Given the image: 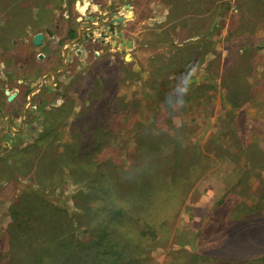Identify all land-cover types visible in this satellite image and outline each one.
I'll return each mask as SVG.
<instances>
[{
	"label": "rangeland",
	"instance_id": "obj_1",
	"mask_svg": "<svg viewBox=\"0 0 264 264\" xmlns=\"http://www.w3.org/2000/svg\"><path fill=\"white\" fill-rule=\"evenodd\" d=\"M77 1L0 0V264L54 232L70 264H264V0H134L130 48L75 40Z\"/></svg>",
	"mask_w": 264,
	"mask_h": 264
},
{
	"label": "crops",
	"instance_id": "obj_2",
	"mask_svg": "<svg viewBox=\"0 0 264 264\" xmlns=\"http://www.w3.org/2000/svg\"><path fill=\"white\" fill-rule=\"evenodd\" d=\"M159 0H155L153 2L154 5L158 4ZM203 0H166V5L168 6V11H174L175 7L174 5L176 4H184V5H192L194 6V8L192 9V12L197 11V5L200 7L202 4ZM86 4V10L84 12H81L80 9L78 7H76V9L78 11H80L82 13V17L78 18V20H80V25H79V30H78V37L75 38V40H78L83 33H86V37H88V35L91 36V34L94 35V37L91 39L92 41H94V44H102V45H112V46H123L122 45V39L118 38L117 34L111 33L109 29H106L103 25H101V22H98V20L102 19L103 14L105 13H110V12H115L116 16H121V15H125L126 16V20L128 19L127 16L129 15V13H132V20H134L137 17L138 11L139 9L136 7V2H134V0H83L80 5H85ZM127 4L131 5V8L128 9L127 8ZM191 8V7H190ZM188 8V12H186V14L184 15V19L186 22H188L186 19L189 16H192V14L190 13L191 11H189ZM132 10V11H131ZM200 11V10H199ZM196 12H194V18L197 17V15L195 14ZM90 16H95L97 17V25H101V30L105 31L106 33L108 32L109 36H103L101 35L100 38H96V36L101 33L99 30H96L95 28H97L96 23H94L93 21H91V19H89L88 17ZM150 20V19H149ZM189 20V19H188ZM103 22H106L103 21ZM128 22V21H127ZM99 23V24H98ZM126 21L122 22L121 24H118V27H120V29L122 30V32L124 33V27H125ZM92 30V31H90Z\"/></svg>",
	"mask_w": 264,
	"mask_h": 264
},
{
	"label": "trees",
	"instance_id": "obj_3",
	"mask_svg": "<svg viewBox=\"0 0 264 264\" xmlns=\"http://www.w3.org/2000/svg\"><path fill=\"white\" fill-rule=\"evenodd\" d=\"M12 215H17V209L14 207L12 209ZM45 216H48L45 214ZM46 221V220H45ZM46 223H51L50 216L49 219L46 221ZM260 220L256 221V230L261 229V224L259 227ZM261 231V230H260ZM264 232V230H262ZM263 232L258 234L257 236H249L247 239H243L241 246H244V248L247 249V256L251 261H263L264 262V243L262 240ZM52 241L54 242L52 245L46 247L45 249L47 251L43 253H38L37 258L35 260V264H70L72 261V258H79L83 259L80 255H72V250L68 245L66 244V241L64 240L65 236L63 233H61V236H56L55 232L53 233ZM116 247V246H115ZM122 246L119 247H101L100 250H98L97 254H95V260L97 264H117L119 260H121V251L125 249H121ZM48 254L51 256L49 257V260L47 258ZM257 256V257H256Z\"/></svg>",
	"mask_w": 264,
	"mask_h": 264
},
{
	"label": "water",
	"instance_id": "obj_4",
	"mask_svg": "<svg viewBox=\"0 0 264 264\" xmlns=\"http://www.w3.org/2000/svg\"><path fill=\"white\" fill-rule=\"evenodd\" d=\"M77 3H78V5H80V1H77ZM127 8L130 9L131 5L127 4ZM82 10H85V9H82ZM88 18L91 19V21H93L97 25V17L90 16ZM105 20H106V22H103ZM124 21H126V16L125 15L116 16L115 12L105 13V14H103L102 19L98 20V22H101V25H103L106 29H109L111 33L117 34L118 38H122L123 37V32L120 29V27H118V24H121ZM101 25L100 24L97 25L96 26L97 28H95V29L99 30L103 36H109L108 33H106L105 31L101 30V28H100ZM90 31H92V30H90ZM44 38H45L44 33H42V32L37 33L35 35V37L33 38V42H34V44L36 46L41 45L43 40H44ZM122 45L127 47V48H130L132 46V42L127 39L125 41H122ZM122 52L125 55V59H127V60L131 59L130 55L128 53H126L125 49H123ZM15 95H16L15 93L10 95L9 96V100L11 101L12 99H14Z\"/></svg>",
	"mask_w": 264,
	"mask_h": 264
},
{
	"label": "clouds",
	"instance_id": "obj_5",
	"mask_svg": "<svg viewBox=\"0 0 264 264\" xmlns=\"http://www.w3.org/2000/svg\"><path fill=\"white\" fill-rule=\"evenodd\" d=\"M182 86L177 91L176 106L171 109L175 110L177 107H181L185 104L184 96L188 92V86L191 81V73H185L181 78Z\"/></svg>",
	"mask_w": 264,
	"mask_h": 264
},
{
	"label": "bare ground",
	"instance_id": "obj_6",
	"mask_svg": "<svg viewBox=\"0 0 264 264\" xmlns=\"http://www.w3.org/2000/svg\"><path fill=\"white\" fill-rule=\"evenodd\" d=\"M86 7H87L86 4H85V5H80V9H81V10H82V9H85V10H86ZM85 10H82V11H85ZM131 11H132V10H131ZM130 14H132V13L130 12L129 15H130Z\"/></svg>",
	"mask_w": 264,
	"mask_h": 264
}]
</instances>
